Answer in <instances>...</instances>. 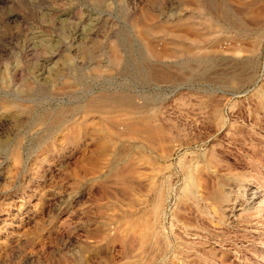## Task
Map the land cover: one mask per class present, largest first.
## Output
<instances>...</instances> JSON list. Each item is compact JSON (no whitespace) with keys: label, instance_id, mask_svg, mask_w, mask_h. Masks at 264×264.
<instances>
[{"label":"rangeland","instance_id":"obj_1","mask_svg":"<svg viewBox=\"0 0 264 264\" xmlns=\"http://www.w3.org/2000/svg\"><path fill=\"white\" fill-rule=\"evenodd\" d=\"M0 264H264V0H0Z\"/></svg>","mask_w":264,"mask_h":264},{"label":"bare ground","instance_id":"obj_2","mask_svg":"<svg viewBox=\"0 0 264 264\" xmlns=\"http://www.w3.org/2000/svg\"><path fill=\"white\" fill-rule=\"evenodd\" d=\"M240 1H242V0H240ZM243 1H246V0H243ZM253 3V2H252ZM259 5V4H258ZM261 6V5H260ZM257 7V6H256ZM256 7H255V5H254V7H253V9H256ZM245 9V8H244ZM251 9V8H250ZM247 11H248V9H247ZM260 12V11H259ZM247 13H249L250 14V12H247ZM246 12H245V14H247ZM254 16L256 15L255 13H252ZM252 17V16H251ZM256 17V16H255ZM250 18V17H249ZM256 20V19H255ZM258 20V19H257ZM108 108V107H107ZM104 109V108H103ZM134 111V110H133ZM137 112V111H136ZM113 114V113H112ZM115 114V113H114ZM128 114V113H127ZM130 114H131V112H130ZM100 115V114H99ZM104 115V114H103ZM117 116V115H116ZM118 117V116H117ZM141 117V116H140ZM147 117V116H146ZM120 118V117H119ZM138 118V117H137ZM102 118H100V120H101ZM147 119V118H146ZM148 119H150L149 117H148ZM114 120V119H113ZM130 120V119H129ZM132 120V119H131ZM135 120H136V118H135ZM141 120H143V119H141ZM102 121V120H101ZM115 121V120H114ZM126 121H127V117H126ZM104 122V121H103ZM117 122V121H116ZM123 123H125L126 124V122H123ZM108 124V123H107ZM115 124V123H114ZM119 124H122V121H121V123H119ZM145 124V123H144ZM153 124V123H152ZM106 125V124H105ZM158 125V124H157ZM110 126V125H109ZM137 126V125H136ZM148 126H150V125H148ZM111 127V126H110ZM129 127H130V125H129ZM132 127V126H131ZM160 127H162L163 128V126H160ZM133 128V127H132ZM135 128V127H134ZM140 128V127H139ZM144 128H147V127H144ZM151 128V127H150ZM109 129V128H108ZM116 129V128H115ZM160 129V128H159ZM131 130V129H130ZM135 130V129H134ZM148 130V129H147ZM147 130H145V131H147ZM155 130V129H154ZM119 131V130H118ZM143 131V130H142ZM142 131H139V132H142ZM157 131V130H156ZM161 131V130H160ZM116 132V131H115ZM151 132H153V131H151V129H150V133L149 134H151ZM167 132V131H166ZM131 133V132H130ZM157 133H159V132H157ZM164 132H162V135H164L163 134ZM110 134V133H109ZM116 134V133H115ZM118 134V133H117ZM133 134V133H132ZM156 134V133H155ZM168 134V133H167ZM123 135V134H122ZM127 135V134H126ZM143 135V134H142ZM157 135V134H156ZM113 136V135H112ZM116 136V135H115ZM134 136H135V134H134ZM133 136V137H134ZM141 136V135H140ZM152 136H153V134H152ZM161 136V135H160ZM130 137V136H129ZM136 137V136H135ZM142 137V136H141ZM154 137V136H153ZM104 138V137H103ZM112 138V137H111ZM143 138V137H142ZM135 139V138H134ZM137 139V138H136ZM105 141L104 142H106V141H108L107 139H104ZM121 140V139H120ZM140 140V139H139ZM152 140V139H151ZM112 141V140H111ZM119 141V140H118ZM143 141V140H142ZM161 142V141H160ZM163 142V141H162ZM145 143V142H144ZM148 143H151L152 144V142L150 141H148ZM157 144V143H156ZM149 145V144H148ZM153 145V144H152ZM153 147V146H152ZM160 147V146H159ZM150 148V147H149ZM156 149V148H155ZM164 149V148H163ZM151 150V149H150ZM167 151H168V149H167ZM109 151H107V153H108ZM106 155V154H105ZM210 160H212V158L210 159ZM209 161V160H208ZM188 167V166H187ZM184 170H185V168H184ZM93 172V171H92ZM189 174V173H188ZM191 179V178H190ZM189 179V180H190ZM193 179V178H192ZM188 180V179H187ZM191 182V181H190ZM187 183V182H186ZM189 183V182H188ZM186 185V184H185ZM190 185V184H189ZM192 185V184H191ZM187 186V185H186ZM193 189V188H192ZM186 190V189H185ZM191 190V189H190ZM148 224V223H147ZM148 236V235H147ZM160 245V244H159ZM162 246V245H161ZM163 248V247H162Z\"/></svg>","mask_w":264,"mask_h":264}]
</instances>
